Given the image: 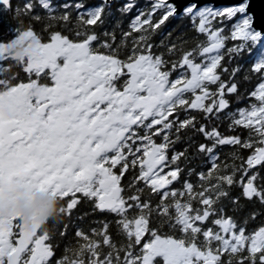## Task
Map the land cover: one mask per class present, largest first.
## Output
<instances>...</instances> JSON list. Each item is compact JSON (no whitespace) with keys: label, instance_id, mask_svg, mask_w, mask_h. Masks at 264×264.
Returning <instances> with one entry per match:
<instances>
[{"label":"snow or ice","instance_id":"1","mask_svg":"<svg viewBox=\"0 0 264 264\" xmlns=\"http://www.w3.org/2000/svg\"><path fill=\"white\" fill-rule=\"evenodd\" d=\"M115 2L86 11L79 0L65 2L57 14L53 0H38L55 22L45 25L47 38L29 23L0 40V193L50 191L66 201L64 215L86 199L116 218L95 221L90 234L77 229V243L56 258L47 226L26 230L0 217V264H264V223L248 227L260 213L238 218L248 204L264 206V29L254 26L250 0L223 8L150 0L127 30L117 21L119 41L115 29L96 32ZM34 7L24 0L15 15L40 22ZM0 9L13 11V0H0ZM134 9L126 0L116 11ZM173 18L191 22L194 46L172 33L153 40ZM58 26L71 35L51 30ZM26 40L36 50L20 65L11 50ZM254 50L257 82L241 92V67L229 65ZM13 64L26 80L9 74ZM33 82L45 85L41 97L29 94ZM232 96L248 104L229 111ZM202 154L206 170L191 166Z\"/></svg>","mask_w":264,"mask_h":264},{"label":"trees","instance_id":"2","mask_svg":"<svg viewBox=\"0 0 264 264\" xmlns=\"http://www.w3.org/2000/svg\"><path fill=\"white\" fill-rule=\"evenodd\" d=\"M65 2L74 4L77 2V0H53V5L56 7L57 12H61L57 14H62L65 11V9L60 7V5ZM79 2H82L85 6L84 9H81L80 11H86L95 6H98L101 3V0H79ZM125 2L126 0H116V2L113 3L111 8L112 14L106 15L105 23L96 28V32L98 35H101L102 37L105 31H113L115 29L119 41L120 29L116 28L117 21L120 22L121 28L127 30L131 19L137 14V10H145L149 5L150 0H132V2H134L136 5V9L127 14H121L120 12H117L116 9L121 7ZM23 3L24 0H13V11H3L2 9H0V11L5 12L3 14H0V33L10 34L14 28H17L18 26L26 27L29 25V23H31L33 26H45L50 23H55L54 21L47 19L48 13L46 12V10L42 9V7L38 3V0H33V3L35 5L33 10L35 13L33 15H40L42 17L40 22L31 21L28 17H25L23 15H21L20 17H16L15 8L17 5L22 6ZM67 11L75 12V14L71 13L72 23L74 24V18L77 17V10L73 7L68 9ZM21 20L23 21V24H20ZM234 22L235 20L229 22V26ZM168 33H172V39L174 41H179L180 39L187 38L188 44L186 45V47H192L196 43L195 40L190 39L191 37H194L196 33L192 30L191 22L186 18L171 19L170 22H168L167 25L163 28L162 34L154 36L153 40L159 42L160 40L165 39ZM200 39H203V37H200ZM233 43L238 42H228L229 46H231ZM255 59L256 50L253 51L251 56L248 55L247 52H245L241 57L234 59L232 61V64L229 65L230 69L232 67H235L237 64L241 67V72L237 77V79L241 81V92L250 90L257 82L255 75L250 71V66ZM244 75L253 77L251 83H244L242 81V77ZM173 78H175V74ZM224 78L226 79L227 77L225 76ZM229 99L231 103L229 111H235L237 108L244 107L248 104L247 99L237 101L235 96L229 97ZM229 122L230 121L227 120L223 122V124L221 125V131H226L227 124ZM194 139L197 141V143L204 142L203 138L199 136H194ZM186 146L187 144L185 142H181L176 145V149L183 150V148ZM228 151L229 149L226 146L220 150L222 161L225 159ZM194 152L195 148L193 147V149L190 150V156ZM207 161L208 157L202 154L192 159L191 166L206 170L209 166ZM253 210L258 211L260 215L258 216L256 221L251 222L248 225L249 230H252L264 223V206L259 205L258 202L254 204H248L238 216V218H240L244 215H247ZM102 219L115 220L116 218L110 214H102L95 211L94 207L91 206V201H88L86 199L81 201L80 208H76L72 212L71 216L61 214L59 221L53 225L54 229L52 230V234H54L53 243L59 245V247L56 249V258H59L63 254V250L66 246H74L77 243V239L75 238V232L77 229L83 230L84 232L90 234L91 228L98 227L95 221H99ZM65 225H67V234L64 237H61L59 233L61 230H63Z\"/></svg>","mask_w":264,"mask_h":264},{"label":"clouds","instance_id":"3","mask_svg":"<svg viewBox=\"0 0 264 264\" xmlns=\"http://www.w3.org/2000/svg\"><path fill=\"white\" fill-rule=\"evenodd\" d=\"M36 41H23L17 44L11 55L17 64L22 65L26 58L35 54ZM45 85L33 82L29 94L33 98L44 94ZM12 115L11 112L8 113ZM63 208L58 194L50 191L29 190L23 186L9 188L5 186L0 193V217L18 219L26 230H33L37 225L46 226L49 221L61 217Z\"/></svg>","mask_w":264,"mask_h":264},{"label":"flooded vegetation","instance_id":"4","mask_svg":"<svg viewBox=\"0 0 264 264\" xmlns=\"http://www.w3.org/2000/svg\"><path fill=\"white\" fill-rule=\"evenodd\" d=\"M70 13H72V14H75V12L74 11H69ZM3 13H5V12H3V11H0V14H3ZM35 12L33 11V14H34ZM57 13H61L60 11H58ZM1 16V15H0ZM77 18V17H76ZM76 18H74V22L76 21ZM72 25H69V27H71ZM26 27H28V26H26ZM25 26L24 27H21V28H26ZM34 28H35V30L38 32V33H40L45 39L47 38V33H45V32H43V29H44V27L45 26H33ZM15 29V28H14ZM51 30H61V31H64L65 32V34H69V35H71V33H68L67 32V29H63V28H59V26L57 27V28H55V29H51ZM13 36H14V33H13V31L10 33V34H3V33H0V40H4V41H7L8 39H10V38H13ZM58 63H60V64H62L63 63V58H59L58 59ZM17 73H19L20 74V78H21V80H26V76L22 73V71H21V69L19 68V66H16L15 64H13V67H12V69H11V72L9 73V74H17ZM42 82H49V81H42ZM127 177L125 178V183L127 182ZM82 200H84V199H82ZM62 202V205L63 206H65L66 205V201H61ZM84 205V204H83ZM91 206L92 207H94V205H93V202L91 201ZM78 208H80V204L78 205V207H77V209ZM59 221V218L58 219H53V220H51V221H49L48 222V224L46 225L47 226V228H48V230L52 233V230L54 229V227H53V225L55 224V223H57ZM53 242V241H52Z\"/></svg>","mask_w":264,"mask_h":264},{"label":"water","instance_id":"5","mask_svg":"<svg viewBox=\"0 0 264 264\" xmlns=\"http://www.w3.org/2000/svg\"><path fill=\"white\" fill-rule=\"evenodd\" d=\"M241 0H201V3H213L217 8H223L239 4ZM183 7V3H181ZM248 13L255 18L254 26L257 29H264V0H250Z\"/></svg>","mask_w":264,"mask_h":264}]
</instances>
